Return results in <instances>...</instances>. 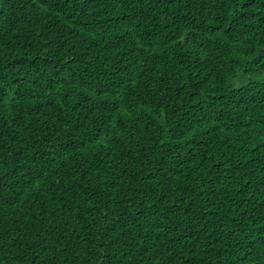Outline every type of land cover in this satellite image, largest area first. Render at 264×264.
<instances>
[{"label": "trees", "instance_id": "1", "mask_svg": "<svg viewBox=\"0 0 264 264\" xmlns=\"http://www.w3.org/2000/svg\"><path fill=\"white\" fill-rule=\"evenodd\" d=\"M0 264H264V0H0Z\"/></svg>", "mask_w": 264, "mask_h": 264}]
</instances>
